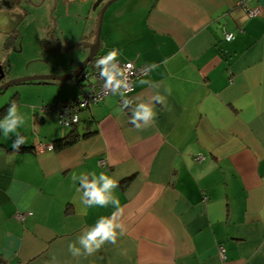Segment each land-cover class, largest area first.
Segmentation results:
<instances>
[{
    "label": "crops",
    "instance_id": "0c3cea01",
    "mask_svg": "<svg viewBox=\"0 0 264 264\" xmlns=\"http://www.w3.org/2000/svg\"><path fill=\"white\" fill-rule=\"evenodd\" d=\"M14 1L0 0L2 67L6 61L25 63L30 54L44 59L64 54L66 62L58 68L17 64L5 79L74 71L95 39L99 7L92 9V0H59L53 22L52 0L27 8L13 6ZM240 1L116 0L108 5L98 54L115 49L117 60L148 66L149 73L133 81L127 111L117 93L82 110L76 128L91 134L78 135L64 147L13 152L8 149L18 137L0 131L2 262L264 264V0ZM35 10L45 12L40 23L45 28L34 41L23 40ZM224 32L233 38L226 40ZM49 82L56 95L43 92L42 102L17 88ZM11 86L10 96L11 88L0 92V109L10 100L20 109L24 124L17 131L25 138L20 146L53 142L68 132L55 112L41 107L50 105L49 99L55 104L78 97L76 78ZM157 94L163 104L153 99ZM141 102L151 104L155 118L138 130L129 120ZM101 172L118 183L113 194L124 207L125 234L115 245L105 243L92 255L74 257L68 245L115 209L83 205L73 176L91 179ZM17 213L26 216L19 220Z\"/></svg>",
    "mask_w": 264,
    "mask_h": 264
},
{
    "label": "clouds",
    "instance_id": "9594fccd",
    "mask_svg": "<svg viewBox=\"0 0 264 264\" xmlns=\"http://www.w3.org/2000/svg\"><path fill=\"white\" fill-rule=\"evenodd\" d=\"M118 51L110 50L106 55L96 59L94 66L99 70V75L104 79V88L107 93L111 90L112 94L120 93L122 87L126 88L125 80L119 79L123 77L124 73L119 70L116 63ZM130 67V66H129ZM155 67V65L153 66ZM170 93V88L166 89ZM156 102L163 104L164 97L157 94L153 98ZM128 102L125 101V107ZM155 118V112L150 103L141 102L132 109V115L129 123L136 129L142 130L144 127L151 126ZM72 123H78L79 116L73 115L71 117ZM24 124V117L20 114L15 101L10 104L7 114L0 120V131L5 137L14 133L17 140L13 141L11 147L13 152H19L20 144L25 143V138L17 131V129ZM79 181L80 185L77 192L80 193V201L87 208L92 207H107L112 205L115 209L110 216H101L96 222L88 227L86 226L80 235H78L76 242L68 245V251L74 256L92 255L97 252L105 243L115 245L118 236L125 234V226L121 222V217L124 215V207L121 206L119 198L113 194V190L118 187L117 181L111 176L101 172L98 176L95 173L91 174V179L86 174L80 176H73V181ZM77 244L79 247H77ZM127 254L126 250L122 253ZM54 259V258H53Z\"/></svg>",
    "mask_w": 264,
    "mask_h": 264
},
{
    "label": "built area",
    "instance_id": "2783aa9c",
    "mask_svg": "<svg viewBox=\"0 0 264 264\" xmlns=\"http://www.w3.org/2000/svg\"><path fill=\"white\" fill-rule=\"evenodd\" d=\"M239 4L243 5L244 0L240 1ZM249 14L254 16L257 14L256 10H250ZM224 37L226 40H231L233 38L232 33L224 32ZM102 57L100 54H96L93 59L87 64L83 71H81L78 76L77 80L81 86V93L80 95L74 100H68L65 102H58L55 104H50L41 107V111L44 113L55 112L59 124L61 127L65 129H71L77 126L80 122V112L82 110L88 109L91 105L96 104L103 100L108 95L112 94L111 90H108L107 93L104 88V79L100 77L99 70L96 69L94 66V61L98 58ZM119 70H121L124 75L123 77H119V79L125 80L127 87H122L120 92H123L121 95L119 92V105L122 107L123 110L127 111V107H125V101L128 104L131 102V94L133 91V81L135 79L141 78L149 73V67L145 65H135L131 61H116ZM130 66V67H129ZM127 104V105H128ZM79 116L78 123H72L71 117L73 115ZM54 149L53 142H41L38 143L36 146H33V150L36 153H44L46 151H51ZM198 156L197 159H199ZM99 163L104 166L105 160L101 159ZM29 214V213H27ZM26 213H17L16 218L19 220L24 219ZM220 255L224 256V248L219 245L218 247ZM0 264H6L4 262H0Z\"/></svg>",
    "mask_w": 264,
    "mask_h": 264
},
{
    "label": "rangeland",
    "instance_id": "374dc122",
    "mask_svg": "<svg viewBox=\"0 0 264 264\" xmlns=\"http://www.w3.org/2000/svg\"><path fill=\"white\" fill-rule=\"evenodd\" d=\"M118 1H121V2H125L126 0H118ZM34 3H35V0H34ZM43 5V4H42ZM40 5V6H42ZM46 5V4H44ZM22 7H33V6H36V5H33L31 4L30 2L28 3H24L21 5ZM45 7L41 8V9H44ZM45 10V9H44ZM28 11V9H27ZM30 14L32 16L28 17V23H29V28L26 29V32H25V36L23 38V40L25 39H30V41H34V39H36L38 37V33H39V30L42 28L44 29L45 27L42 26L40 23L42 22V24L44 23V15H45V12H42V10H35V12H30ZM26 24V23H25ZM26 26V25H25ZM101 26H102V23H101ZM41 27V28H40ZM38 32V33H37ZM30 58L28 59L29 61H26L25 63H23L22 61H14V63H11V62H8L6 61L3 66V70L5 72V78L8 77L6 73H8L10 76L11 74L9 72H11V70H13V68H16L17 67V64H19L21 66V63H23V67L24 68H39L41 67V65L45 66V67H51V68H58L60 66L61 63H65L66 60L65 58L63 57V55H60V56H48V58H38L36 56H34L33 54H30ZM49 66H48V64ZM15 66V67H13ZM27 76V75H25ZM10 79H13V78H10ZM10 79H5V81L7 80H10ZM52 83H47V84H28V85H18L17 88H20V87H23L22 89L25 90L24 93H26L27 95H29V99L30 100H41L40 102H42V93L44 92V94L47 93V96L51 97V96H55L56 95V92H57V87L56 86H51ZM15 85V84H14ZM55 87V88H54ZM10 91H7L6 92V95L10 96L9 93H12L13 90L15 89V86H11L8 89H10ZM6 90V89H5ZM3 90V91H5ZM2 93V92H1ZM2 96L4 97V93L2 94ZM3 99V98H2ZM50 100V104H53L54 101H51ZM44 103H47L45 100H43Z\"/></svg>",
    "mask_w": 264,
    "mask_h": 264
},
{
    "label": "water",
    "instance_id": "95a60500",
    "mask_svg": "<svg viewBox=\"0 0 264 264\" xmlns=\"http://www.w3.org/2000/svg\"><path fill=\"white\" fill-rule=\"evenodd\" d=\"M44 1L45 0H40V4H36V3H34V0H17V1L15 0L12 5L13 6H15V5L21 6L24 3L30 2L33 5L39 6V5H42L44 3ZM114 1H116V0H95L92 3V9H96L97 7L100 6L99 10H98V20H97V24H96L95 39H94V41L87 43L88 54L85 57V59L82 61V63L74 71H72L68 74H65V75H61V76L37 74V75L21 76V77H17V78H13V79L5 81V72L3 70L2 65L0 64V92L7 89L11 85L18 84V83L34 82V81H46L49 79L77 78L78 74L84 70V68L87 66V64L98 53V45H99V40H100V30H101V23H102L103 15H104V12H105L106 8L108 7V5H110ZM57 2H58V0H55V3L53 5L52 9H54V7L57 5ZM5 4H9V3H5ZM78 46L79 45H77L76 48Z\"/></svg>",
    "mask_w": 264,
    "mask_h": 264
},
{
    "label": "trees",
    "instance_id": "16d2710c",
    "mask_svg": "<svg viewBox=\"0 0 264 264\" xmlns=\"http://www.w3.org/2000/svg\"><path fill=\"white\" fill-rule=\"evenodd\" d=\"M77 82H78V80H77ZM78 84L80 85L81 83L78 82ZM76 98L77 97H75L73 99H70V100H74ZM11 103H12V100H10L4 107H2L0 109V119H1V117L3 115V113L5 112V110L10 106ZM130 106H131V103H129L127 105V109H129ZM90 134H91L90 130H88V131H86L84 133H79V130H77V128L75 126V127L71 128V129H69L68 132H66L61 138L53 141L54 148H61V147H64V146H66L68 144H71L78 137V135L86 136V135H90ZM8 150L9 151H14L13 148H9ZM32 150H33V146H27V147L20 146V149H19V151H32ZM0 262H2V261L0 260Z\"/></svg>",
    "mask_w": 264,
    "mask_h": 264
},
{
    "label": "flooded vegetation",
    "instance_id": "af4514ba",
    "mask_svg": "<svg viewBox=\"0 0 264 264\" xmlns=\"http://www.w3.org/2000/svg\"><path fill=\"white\" fill-rule=\"evenodd\" d=\"M95 0H92V3L94 2ZM35 3L36 4H40V0L37 2V1H35ZM54 3H55V0H52V6H51V9H50V18H51V20L54 22L55 20H54V17H53V11L55 10V7L58 5V3H59V0H58V2H57V5L54 7V9H52V7H53V5H54ZM100 7V6H99ZM54 24V23H53Z\"/></svg>",
    "mask_w": 264,
    "mask_h": 264
}]
</instances>
